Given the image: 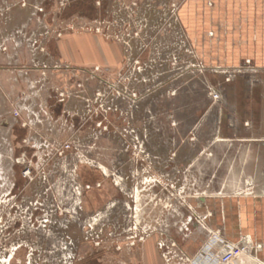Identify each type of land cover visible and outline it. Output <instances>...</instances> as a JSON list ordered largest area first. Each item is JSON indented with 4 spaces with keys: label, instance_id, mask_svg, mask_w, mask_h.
Instances as JSON below:
<instances>
[{
    "label": "rangeland",
    "instance_id": "374dc122",
    "mask_svg": "<svg viewBox=\"0 0 264 264\" xmlns=\"http://www.w3.org/2000/svg\"><path fill=\"white\" fill-rule=\"evenodd\" d=\"M186 1L0 0V264H135L204 197L264 192V66L204 56ZM85 34L110 64L57 54Z\"/></svg>",
    "mask_w": 264,
    "mask_h": 264
},
{
    "label": "crops",
    "instance_id": "0c3cea01",
    "mask_svg": "<svg viewBox=\"0 0 264 264\" xmlns=\"http://www.w3.org/2000/svg\"><path fill=\"white\" fill-rule=\"evenodd\" d=\"M205 1L188 0L180 12L189 38L201 53L213 52L208 59L214 57L225 67L246 58L264 66V0H214L212 7ZM103 43L99 36L85 34L72 37L64 51H56L78 66L110 64L111 54ZM158 231L143 232L133 263L214 264L221 250L218 240L238 243L250 238L252 249L239 264H264V192L204 197L182 220Z\"/></svg>",
    "mask_w": 264,
    "mask_h": 264
},
{
    "label": "built area",
    "instance_id": "2783aa9c",
    "mask_svg": "<svg viewBox=\"0 0 264 264\" xmlns=\"http://www.w3.org/2000/svg\"><path fill=\"white\" fill-rule=\"evenodd\" d=\"M30 169L24 171V174H29ZM142 239V238H141ZM217 243L220 244V254L216 264H239L241 259L250 252L252 249L253 243L250 238H243L238 243H231L224 240H218ZM174 244V243H173ZM174 246V245H173ZM168 258V255H165ZM191 262V261H190ZM186 264H196V263H187Z\"/></svg>",
    "mask_w": 264,
    "mask_h": 264
},
{
    "label": "flooded vegetation",
    "instance_id": "af4514ba",
    "mask_svg": "<svg viewBox=\"0 0 264 264\" xmlns=\"http://www.w3.org/2000/svg\"><path fill=\"white\" fill-rule=\"evenodd\" d=\"M25 170H26V169H25ZM25 170H24V171H25ZM12 192H13V191H12Z\"/></svg>",
    "mask_w": 264,
    "mask_h": 264
}]
</instances>
